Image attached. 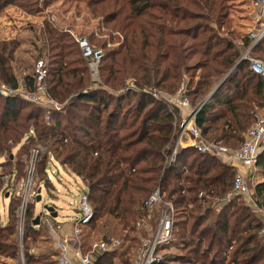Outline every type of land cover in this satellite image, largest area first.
Instances as JSON below:
<instances>
[{
  "label": "trees",
  "instance_id": "16d2710c",
  "mask_svg": "<svg viewBox=\"0 0 264 264\" xmlns=\"http://www.w3.org/2000/svg\"><path fill=\"white\" fill-rule=\"evenodd\" d=\"M42 1L48 4L53 0ZM85 1L110 6L129 34L119 49L102 56L101 84L92 86L88 62L78 42L47 22L42 31L50 49L47 93L60 103L66 102L63 111H49L20 96L0 95V160L5 158L0 167L6 169L0 171V194L8 192L10 200L6 223L0 214V255H20L14 215L19 205L15 201L20 199L12 197V187L25 173L12 154L13 147L32 131V139L44 141L61 166L85 181L93 210L83 230L85 245L90 243L91 232H101L106 238L110 228L121 234L134 230L137 219L146 213L145 200L160 188L164 201L177 208L174 246L182 253L176 258L184 260L191 254L198 264H264V244L258 235L262 222L254 211L238 200L219 212L203 210L199 204L205 201L209 205L215 197L223 198L232 190L235 167L192 147L180 148L176 161L166 163L179 134L175 118H180L182 111L178 107L171 110L164 100L144 91L157 87L175 94L183 73H187L190 78L185 96L199 108L195 124L202 136L238 148L258 110L264 112V76L251 69L249 59L264 58V37L254 44V38L242 36L238 45L221 37L212 26H229L228 3L235 0ZM11 4L31 12L41 9L37 0H0V13ZM20 43L17 38L0 41V82L12 88L19 85L11 61ZM248 50L247 58L242 59ZM129 77L134 78L137 89H126ZM26 79L32 90L34 76ZM26 153L23 149L20 155ZM21 164L24 167L23 161ZM257 167L264 173V148L258 154ZM8 174L9 178L16 174L18 180L8 181ZM48 179L42 177L39 186H49ZM202 191L205 194L199 196ZM253 198L257 206L264 207V181L255 184ZM36 215L35 204L30 205L23 246L26 264L48 259L43 254L35 256L26 245L39 231L40 225L33 224ZM117 254V249L104 252L94 264H115Z\"/></svg>",
  "mask_w": 264,
  "mask_h": 264
},
{
  "label": "rangeland",
  "instance_id": "374dc122",
  "mask_svg": "<svg viewBox=\"0 0 264 264\" xmlns=\"http://www.w3.org/2000/svg\"><path fill=\"white\" fill-rule=\"evenodd\" d=\"M40 4H44V1L37 0ZM67 1V2H66ZM251 0H248L246 4L238 3L237 0L230 1L228 3L229 6V15L228 19L230 20L229 26L221 27L219 28L215 23H212V26L215 27V29L219 32L221 37L227 38L229 40L235 41L238 45L242 44L241 37L242 36H249L253 38V32H248V27L245 26L247 23L246 21L248 19L253 18V9L251 8L249 2ZM14 5V4H13ZM16 7H19L20 10L23 11V14L21 15V23L20 25H15L17 28V39L21 40L20 46L17 48L15 52V58L11 61L12 69L14 74L17 76L19 82L26 83L27 79L26 76H34V72L36 69V62L38 59L43 58L44 61L49 65V55H50V49H49V42L46 40V37L42 36V31L44 27L46 26V23L49 22L54 26H57L58 29L63 30L65 32H70L73 30V33L76 35L74 37L75 41L76 37H85L88 42L91 44L92 48H98L102 49L103 54L105 52L112 51L119 49L122 44L124 43L126 37L129 34V30L119 16H116L114 12L112 11V8L107 5L103 4H92L85 0H53L48 4V7L45 9V11L42 12V10L38 11H29L25 7L15 5ZM34 18V19H33ZM20 26V27H18ZM19 28V29H18ZM253 28V26H252ZM40 29L42 31L40 32ZM257 35L254 37L256 39ZM1 41V40H0ZM79 44V43H78ZM80 46V44H79ZM81 48V47H80ZM82 50V49H81ZM248 52V51H247ZM82 55L83 51H82ZM71 58H74L73 56ZM258 58V57H257ZM88 62V59H87ZM90 70V69H89ZM201 70H198L197 75L195 77V80L198 78V74ZM190 76L187 73H183V80L181 81V84L183 82L188 81ZM101 79V74H100ZM90 81L92 86H97L96 82L93 81V77L90 71ZM130 84H134L135 80L132 77H129L126 80ZM9 86L3 81L0 82V86ZM100 85V84H99ZM128 85V86H129ZM131 86V85H130ZM134 86H137V84H134ZM104 87L108 88L110 90V87L104 84ZM136 89V88H134ZM155 89L156 93L160 95V100H164L171 110L176 107L170 100L168 99V95H174L170 92H167L166 90L157 88V87H148L144 88L145 92H149L151 90ZM128 90V89H127ZM152 96L153 94L150 93ZM2 95V94H0ZM3 96V95H2ZM154 97V96H153ZM156 98V97H154ZM32 104H35L34 102L28 101ZM66 103V102H65ZM37 105V104H36ZM66 104L63 105L61 110H57L56 112L63 111ZM177 108V107H176ZM29 109V107H28ZM27 109V110H28ZM46 109V108H45ZM52 111L53 110H49ZM48 113V111H47ZM49 118V115H46ZM48 120V119H47ZM182 122V116L178 118L176 116L175 123L178 124V130L180 128V124ZM34 129V128H31ZM30 129V130H31ZM31 131H29L21 140L19 143H17L13 147V158H15L16 161H19V165L21 166V173L24 170L25 175L22 177L16 179L18 180L17 183H14L13 189H12V197L19 198L20 200L17 201L19 205L16 208V211L14 212L15 217H17L18 224L15 234V240L17 244L20 245V255L18 258H12L5 255H0V264H26L25 262V256L22 257V251L23 246L25 244V226H26V218L22 217V210H20L21 205L24 200H28L29 204L28 207L31 205L33 206L35 204V210L37 214L43 210L44 204H50L56 206V209L58 211V216L53 218L46 212L41 216V223L38 227L39 231L34 235V238H29L26 242V245H29V247L32 249H35V256L42 255L43 252L47 253V250L44 248L45 242H49V239H46L48 236V229L51 227L53 230H57V222H66L74 219V217L78 216L80 214V211L78 209V199L82 192V188L84 187V182L80 177H75L72 175L69 170L63 166H61V161L54 156L53 154H50L49 152V146L45 145V142L42 140H39L38 138L32 139L30 137ZM244 140V139H243ZM177 141V140H176ZM176 144V143H175ZM23 149L26 150V155L21 156L20 153L23 152ZM49 154V156H47ZM44 156L48 157V163L45 167V171H41V164L43 160L45 159ZM221 159H224V157H220ZM169 156L166 158V163H168ZM1 160H5L4 157L1 158ZM0 160V161H1ZM22 161L24 164V167L22 166ZM33 164L34 170H33ZM23 167V168H22ZM8 168V167H7ZM236 169V168H235ZM6 170L5 167H0V171ZM33 174V188L36 192L39 191V189L42 190V201L37 202V197L35 199H28L27 196H25V182L29 178V175ZM258 174H261V177L264 174L258 167L257 163L253 167V171L247 173V183L248 187L250 189L252 198H253V192H254V186L256 184V181L259 179ZM15 175L12 174L11 178L12 182H15ZM48 179L49 186H45V183L42 187L39 186V181L41 178ZM260 177V178H261ZM9 174L7 175L8 181H10ZM230 190L226 193L225 199H213L212 203L207 205V202L200 201V205L202 206V209L205 210V208H210L216 212H219L229 202L233 200H238L240 204H243L244 206H247L252 212L254 211L256 216L259 218V220L262 222V227L258 233L259 237L261 238V243L264 244V207H259L255 204V201H249L248 198L235 196L231 197L229 199ZM202 194H205L204 191L199 194V196H203ZM9 193L7 192L5 195V192L0 194V214L1 218L3 220V223H6L8 221L9 216V199H8ZM11 197L12 202L14 201V198ZM254 199V198H253ZM14 202V203H15ZM20 202V203H19ZM36 202V203H35ZM165 205L164 202L158 205V208H162ZM158 210L155 211V217L152 219L151 226H148L149 229H141V230H131L127 229L122 234L120 231L116 232V230L109 229V233H107L108 237H116L117 239L121 240V245L117 249L119 257L117 260V264H135L136 260L139 257L140 252V246L142 244V241L144 238H149L152 234L154 228L156 225H153L156 222V218L158 217ZM172 211L174 212V220L177 217V208L176 205H173ZM56 221V222H55ZM65 223L62 225L64 226ZM21 225L24 226V231L20 232ZM61 225V226H62ZM100 234V235H99ZM99 234H96L95 232H91L89 240L95 241L98 239H101L103 236V233L99 232ZM88 241V243H89ZM176 242V236L173 233V237L171 240L166 243L164 246L160 247L161 251L160 254L163 255L165 260V264H198L191 254H187V258L184 260H179L178 256L181 255L182 251L178 248L179 246L175 245ZM49 251V249H48ZM49 252H52L51 250ZM25 254V252H23ZM166 256V257H165ZM176 256L178 258H176ZM126 260L127 262H124ZM46 260H41L40 263L37 264H45Z\"/></svg>",
  "mask_w": 264,
  "mask_h": 264
},
{
  "label": "built area",
  "instance_id": "2783aa9c",
  "mask_svg": "<svg viewBox=\"0 0 264 264\" xmlns=\"http://www.w3.org/2000/svg\"><path fill=\"white\" fill-rule=\"evenodd\" d=\"M252 8L257 10V18L262 22V28L257 35L255 42L264 36V0H251ZM255 37V36H254ZM77 42L83 51L84 56L88 59V66L91 71L93 81L97 85L101 84L100 79V62L104 55L102 49L92 48L91 44L85 37H76ZM251 69L264 76V60L257 57H249ZM49 72L48 64L43 58L36 62L34 72V87L30 88L28 81L21 83L18 80V87L0 86V94L3 96H20L22 99L34 102L35 104L46 108L47 110H61L64 104L51 98L47 93V76ZM134 84H136L134 82ZM134 84L127 82L126 89L136 88ZM129 85V86H128ZM187 89V81L183 82L174 95H168V99L176 107L182 111V122L179 128V134L176 144L173 147L172 153L167 160L169 164L176 161L178 150L180 148L192 147L197 151L209 155L231 158L239 162V167L236 168L234 176V184L229 192L231 197L240 196L252 198L250 189L247 183V173L253 171V167L257 163L258 154L264 148V115L258 114L256 121L247 130L244 140L238 148H232L218 141H212L202 136L201 130L195 124L196 114L199 108H194L188 97L185 96ZM154 97L161 99L160 95L153 89L150 91ZM47 119H49L47 117ZM32 132V131H31ZM35 164H33L34 170ZM33 174L25 182V196L28 199H35L39 194L33 188ZM82 188V192L78 199V209L80 214L72 220V231L62 236L58 243V253L54 255L52 264H94L92 257L93 253L102 254L104 252H112L118 249L121 245V240L116 237H106L99 240L91 241L88 245V250L84 249L83 230L88 225L92 218L93 210L89 203L87 193ZM42 195V190H41ZM226 195L223 197L225 199ZM220 198V199H223ZM162 202L165 205L158 208ZM28 200H24L20 210L22 217L26 218L28 209ZM146 213L137 219L135 229L148 230L151 226L152 219L155 217V211L158 210V217L153 225H156L149 238H144L140 246L138 264H164V257L160 254L162 246L168 243L173 237L174 212L172 211L173 204L164 201L163 194L160 188H157L144 202ZM24 231V226L21 225L20 232ZM31 253H35V249H30ZM22 257L24 253L22 251Z\"/></svg>",
  "mask_w": 264,
  "mask_h": 264
},
{
  "label": "crops",
  "instance_id": "0c3cea01",
  "mask_svg": "<svg viewBox=\"0 0 264 264\" xmlns=\"http://www.w3.org/2000/svg\"><path fill=\"white\" fill-rule=\"evenodd\" d=\"M237 1H238V3L246 4V2L248 0H237ZM48 4H41V9L40 10H42V12L45 11V9L48 7ZM249 4L251 6V1L249 2ZM251 8H252V6H251ZM252 9H253V18L248 19L246 21L247 24L245 26L248 27V32H246V33L253 32V38H254V36L259 34V32H260V30L262 28V22L257 18V10L254 9V8H252ZM22 14H23V11L20 10L19 7H16L13 4L8 5L4 9V11L2 13H0V40L1 41H5V40H10V39H15L16 38V36L18 35L17 34L18 32H17V28H16L15 25H20L19 24V23H21L20 17H21ZM252 26H253V28H252ZM18 27H20V26H18ZM41 31H42V29H40V32ZM69 33L73 36V38L76 36L73 33V30H71ZM260 59H262V58H260ZM263 60H264V58H263ZM258 114L264 115L263 110L259 109L258 110ZM223 160L228 162V163H230V164H232L235 168L240 166L239 162H237L235 159L224 158ZM262 175L263 176L261 177V174H258L257 178L259 180L256 181V183L264 181V174H262ZM63 223H65L64 226L62 225ZM86 228H87V226L84 227V230ZM48 231L49 232H48V236H47L46 239H49L48 240L49 242H47V243L45 242L44 247H42L45 250H47V253L43 252L42 254L48 258V259H46V261L49 260V259H51V261H53L54 255L56 253H58L59 240L62 238V236L64 234H66V233L68 234V233H70L72 231V222H71V220L70 221H66V222H57V230H53L51 227H49ZM88 245H85V243H84V249L87 248ZM48 249H49V251L51 250L52 252H49ZM99 255H100L99 253H93L92 254L93 260H95ZM118 257H119V255L114 258L115 264H117ZM138 262H139V257L136 260L135 264H138Z\"/></svg>",
  "mask_w": 264,
  "mask_h": 264
},
{
  "label": "water",
  "instance_id": "95a60500",
  "mask_svg": "<svg viewBox=\"0 0 264 264\" xmlns=\"http://www.w3.org/2000/svg\"><path fill=\"white\" fill-rule=\"evenodd\" d=\"M264 37V36H263ZM262 37V38H263ZM262 38H260V39H262ZM260 39H258L256 42H254V44H256ZM249 53V50H248V52H246V54L243 56V58L242 59H244V58H247V54ZM236 69V66L229 72V74L224 78V80L225 79H227L232 73H233V71ZM223 80V81H224ZM222 83V82H221ZM220 83V84H221ZM220 84L218 85V86H216L214 89H213V91L208 95V97L205 99V101L203 102V105L204 104H206L212 97H213V95L215 94V92H216V90L218 89V87L220 86ZM42 201V195H41V189H39V195H38V197H37V202H41ZM47 213V214H49L51 217H53V218H55V217H57L58 216V211H57V209H56V206H54V205H50V204H44L43 205V210H41V212H39L37 215H36V217L34 218V220H33V224L35 225V226H39L40 225V223H41V216L44 214V213Z\"/></svg>",
  "mask_w": 264,
  "mask_h": 264
}]
</instances>
